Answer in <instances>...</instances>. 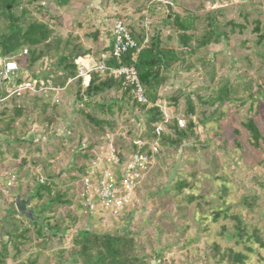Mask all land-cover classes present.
<instances>
[{
	"label": "rangeland",
	"instance_id": "obj_1",
	"mask_svg": "<svg viewBox=\"0 0 264 264\" xmlns=\"http://www.w3.org/2000/svg\"><path fill=\"white\" fill-rule=\"evenodd\" d=\"M167 2L171 0H20L15 12H26L21 25L45 23L52 36L47 47L40 48L41 59L32 67L27 61L18 65L15 77L16 81L40 80L41 90L15 97L10 94L15 88L0 77V171L19 175L14 189L24 197L36 192L39 177L47 180L59 198L53 201L54 195L45 194L33 198L29 206L59 235L50 237L51 231L45 229L38 236L30 222L11 214L14 204L0 191V250L8 244L9 231H29L25 239L13 236L20 248L16 253L15 243H9L6 264L32 260L73 264L72 238L83 230L110 235L135 232L144 264H237L232 254L245 255V264H264V62L253 31L256 21L264 23V0H218L219 4L177 0L174 13L197 17V39L206 30L205 18L211 12L222 35L182 57L159 91L157 104L171 118L170 124L177 119L186 125L192 121L194 135L182 146L157 143L158 154L152 156L135 201L122 215L91 216L81 206L83 156L75 152L87 149L77 143L79 139L82 144H100L109 135L119 153H130L134 144L141 143L146 113L122 103L116 90L94 98V108H85L75 101L80 81L65 82L59 60L67 57L88 68V57L99 56L111 43L116 21L139 37L148 24L151 38L159 35L163 45L179 52L182 47L168 22ZM7 31L0 11V35ZM26 50L18 53L24 60ZM2 65L0 57V70ZM225 85L230 100L219 103L218 89ZM188 102L195 107L193 115L188 114ZM102 104L110 107L102 110L98 107ZM82 111L111 125L98 131ZM249 120L262 133L259 149L251 145L244 128ZM43 208L48 211L41 213ZM234 215L247 226L248 236L240 241ZM252 229L257 230L260 243L251 237Z\"/></svg>",
	"mask_w": 264,
	"mask_h": 264
},
{
	"label": "trees",
	"instance_id": "obj_2",
	"mask_svg": "<svg viewBox=\"0 0 264 264\" xmlns=\"http://www.w3.org/2000/svg\"><path fill=\"white\" fill-rule=\"evenodd\" d=\"M20 6V0H0L1 16H4L8 23L7 33L0 35V57L3 59H14L19 67L22 66L24 61H27L32 67L41 59L44 55L40 48H45L49 44V40L52 36V31L47 24L32 21L25 26L21 25L23 18L26 16L25 10L21 11V15L15 12ZM211 12L205 18L206 30L203 35L198 39L195 36L197 32V17L188 14L186 17L174 13L171 20L175 31L178 33L179 41L181 44V50L178 52L176 49L170 46L163 45L159 35L150 38L149 44L145 48H140L138 51H130L124 54L120 60L114 59L111 56V48L107 47L105 53L108 56L103 59V64L113 67L121 65L131 66L137 72L138 78L143 86L145 95L149 101V105H142L138 103L131 93L130 87L126 86L121 79L105 76L103 77L98 71H91L89 76V82L86 87H83L81 80V89L77 92L76 102L85 106V108H94V98L103 96L107 92L116 90L121 92V102L132 104L137 110L146 113L145 130L139 138V142L143 144L141 151L147 152L149 158H152L149 152V146L159 141L165 146H182L183 143L194 135L195 125L192 121H189L184 128H179L176 123L168 124L170 133L157 134L155 125L163 121V112L157 104L159 100V91L168 82V73L172 71V68L182 62V57L193 54L197 49L208 46L213 41L219 40L220 32L218 33L216 27V21ZM167 20V19H166ZM230 25L236 27L234 23L230 22ZM254 33L257 35L255 45L260 47L259 56L264 62V23L260 21L255 22L253 28ZM131 36L138 43L139 47L142 45V39L138 35L131 32ZM194 44V46H192ZM24 49L26 50L27 57L24 60L23 57H19L18 53ZM62 65L67 80H74L78 75V65L74 59L62 57L59 60ZM231 91L229 85H225L218 89L216 101L224 103L230 100L229 95ZM176 102V100H174ZM117 103V102H116ZM57 105V104H56ZM100 107L102 110L108 109L110 106L102 104ZM188 114L193 115L195 113V107L191 102L187 104ZM83 116L88 122L98 131H103L106 126H110L111 123L99 121L98 118L90 112L82 111ZM21 116V109L17 112V117ZM14 123V121H12ZM244 128L249 132L251 145L255 149H259L260 141L263 139L262 133L253 120H249L244 124ZM106 134V133H104ZM105 136V135H104ZM82 140L79 139L80 146ZM146 140V141H145ZM96 144V143H95ZM139 145L134 144L132 151L139 150ZM122 156V153H119ZM83 170V169H82ZM186 184H181L184 186ZM50 186V184H49ZM47 183L44 185L37 184L35 187L36 197L42 199L45 194L53 196L58 199L59 195L53 194V187H49ZM13 204V203H12ZM47 208V207H46ZM46 208L41 210V213L48 211ZM18 215L15 209H12L11 214ZM235 221L236 238L240 241L248 236L246 230V224L239 216H232ZM44 218V227L37 223H30L31 226L37 228L38 236H43L45 229L51 231L50 237L58 236L57 228L46 224ZM59 231V230H58ZM28 230H24L20 233L17 231H9L6 236L9 238L8 244L3 243L0 250V264H6L9 256L8 246L12 242L13 236L17 239H25L28 234ZM137 234L131 230H126L123 233L110 235L92 233L87 230L76 233L72 238L71 249V261L73 264H144L140 255L137 253L136 244ZM251 237L257 242L259 240L257 230L252 229ZM14 242V241H13ZM15 243L16 253L18 252L20 245ZM231 260L237 264H245L247 257L243 254H232ZM27 264H36V260L29 261Z\"/></svg>",
	"mask_w": 264,
	"mask_h": 264
},
{
	"label": "built area",
	"instance_id": "obj_3",
	"mask_svg": "<svg viewBox=\"0 0 264 264\" xmlns=\"http://www.w3.org/2000/svg\"><path fill=\"white\" fill-rule=\"evenodd\" d=\"M148 24L141 34L142 45L131 36L127 25L122 21H116L112 27V45L111 56L114 59L120 60L121 57L130 52L138 51L140 48H145L149 42L151 35L149 34ZM26 53V51L24 52ZM0 77L4 79L5 84H12L13 91L11 95L18 97L25 92L39 91L43 88L40 80H23L16 81L15 77L19 72L17 62L12 59H3ZM91 71H98L103 77L110 76L121 79L124 84L131 89L133 98L142 105H149V101L145 95L143 86L138 78L137 72L131 66H108L103 63L97 66H89L88 68L78 64V75L74 80H81L83 87H86L89 82ZM38 85L39 89H38ZM14 97V96H13ZM171 118L163 112V121L155 125L156 133L169 134ZM179 128H184L186 123L182 119H177L175 122ZM105 135L104 147L96 150L89 165L80 173L81 186V206L85 213L94 216L104 213V216L118 217L135 201L136 189L141 180L146 175L151 158L147 152L141 151L143 144L139 145V150L131 151L130 153H122L115 149L113 138ZM86 151L81 150V153L91 152L93 143L90 142L81 145ZM149 152L152 156L158 154L157 143L149 146ZM19 175L16 172H7L0 174V191L3 197L14 203L15 185L19 182ZM47 180L39 177V184L44 185Z\"/></svg>",
	"mask_w": 264,
	"mask_h": 264
},
{
	"label": "water",
	"instance_id": "obj_4",
	"mask_svg": "<svg viewBox=\"0 0 264 264\" xmlns=\"http://www.w3.org/2000/svg\"><path fill=\"white\" fill-rule=\"evenodd\" d=\"M213 3L219 4L218 0H212ZM177 2V0H171V2H167L165 4L167 10V19H171L173 16V5ZM37 195L35 192L34 194L26 195L25 197L21 195V193H15L14 198V209L17 214L23 218H25L30 223H37L38 225L44 227L43 222L44 219L41 217H37L38 211L33 210L30 208L31 200Z\"/></svg>",
	"mask_w": 264,
	"mask_h": 264
},
{
	"label": "crops",
	"instance_id": "obj_5",
	"mask_svg": "<svg viewBox=\"0 0 264 264\" xmlns=\"http://www.w3.org/2000/svg\"><path fill=\"white\" fill-rule=\"evenodd\" d=\"M111 43L109 44V46L108 47H110L111 48V45H112V31H111ZM108 56V53L106 54L105 53V51L103 50L102 52H101V54L99 55V56H97V57H88L90 60H89V66H97L98 64H100V63H103V59H105L106 57ZM78 143V142H77ZM100 144H93V149L91 150V152H87V153H81V152H75L76 154H81L83 157H81L82 158V163H81V165H80V167L83 169L82 170V172L84 171V169H85V167H87L88 165H89V163H90V161L92 160V158H93V153L96 151V150H98V149H100V148H102V147H104V145H105V141L104 140H101L100 142H99ZM10 172V171H9ZM4 173H7V172H4ZM0 174H2V171H0ZM20 193V190L18 189L17 190V192H15V193ZM22 195V194H21ZM10 212V211H9Z\"/></svg>",
	"mask_w": 264,
	"mask_h": 264
}]
</instances>
